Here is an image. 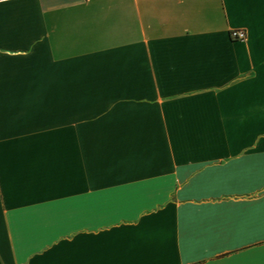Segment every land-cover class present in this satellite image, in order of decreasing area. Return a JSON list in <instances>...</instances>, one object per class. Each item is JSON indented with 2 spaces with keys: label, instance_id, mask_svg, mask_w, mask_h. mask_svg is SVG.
I'll list each match as a JSON object with an SVG mask.
<instances>
[{
  "label": "crops",
  "instance_id": "crops-1",
  "mask_svg": "<svg viewBox=\"0 0 264 264\" xmlns=\"http://www.w3.org/2000/svg\"><path fill=\"white\" fill-rule=\"evenodd\" d=\"M0 264H264V0H0Z\"/></svg>",
  "mask_w": 264,
  "mask_h": 264
},
{
  "label": "built area",
  "instance_id": "built-area-1",
  "mask_svg": "<svg viewBox=\"0 0 264 264\" xmlns=\"http://www.w3.org/2000/svg\"><path fill=\"white\" fill-rule=\"evenodd\" d=\"M232 38L235 40H246L247 33L244 30H236L232 32Z\"/></svg>",
  "mask_w": 264,
  "mask_h": 264
}]
</instances>
